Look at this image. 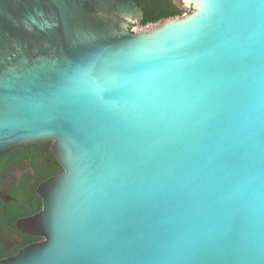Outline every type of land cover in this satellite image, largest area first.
<instances>
[{
	"label": "water",
	"instance_id": "water-1",
	"mask_svg": "<svg viewBox=\"0 0 264 264\" xmlns=\"http://www.w3.org/2000/svg\"><path fill=\"white\" fill-rule=\"evenodd\" d=\"M191 2L0 0V155L62 168L0 264H264V0Z\"/></svg>",
	"mask_w": 264,
	"mask_h": 264
},
{
	"label": "flooded vegetation",
	"instance_id": "flooded-vegetation-1",
	"mask_svg": "<svg viewBox=\"0 0 264 264\" xmlns=\"http://www.w3.org/2000/svg\"><path fill=\"white\" fill-rule=\"evenodd\" d=\"M129 1L136 5L142 17L122 21L130 32L184 19L194 12L191 0ZM50 152L49 143H38L0 155V260L12 258L42 241L23 222L40 213L43 206L40 187L62 171Z\"/></svg>",
	"mask_w": 264,
	"mask_h": 264
}]
</instances>
